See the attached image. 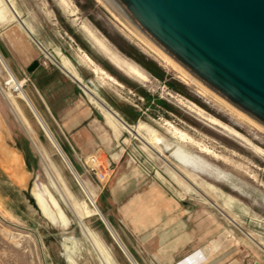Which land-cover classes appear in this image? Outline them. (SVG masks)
I'll return each mask as SVG.
<instances>
[{"label": "rangeland", "instance_id": "obj_1", "mask_svg": "<svg viewBox=\"0 0 264 264\" xmlns=\"http://www.w3.org/2000/svg\"><path fill=\"white\" fill-rule=\"evenodd\" d=\"M3 2L0 42L17 47L25 37L21 20L33 37L48 46L44 58L52 59L94 105L134 136L122 129L111 149L121 155L111 163L103 187L93 174L76 173L100 211L108 197L119 201L133 193V229L141 228L138 218L145 217V228L154 239L180 230L199 245L215 244L208 262L264 264V127L244 115L252 124L243 120L236 115L239 111L197 80L208 93L187 73L189 78L166 65L131 33L134 29L151 42L108 0ZM1 57L22 80L9 56ZM6 77L0 62V125L5 119L11 135L27 137L20 122L24 118L45 156L40 158L28 140L35 163L27 167L25 184L14 183L15 175L7 167V173L0 169V264H112L110 259L114 264H130L99 225L96 208L18 90L7 87ZM26 83L21 82L23 91ZM122 111L131 114L128 123L134 127L123 119ZM52 129L57 131L55 126ZM182 134L190 139H182ZM168 167L189 182L180 181ZM113 230L133 248L131 228ZM100 245L110 259L100 252Z\"/></svg>", "mask_w": 264, "mask_h": 264}, {"label": "crops", "instance_id": "obj_2", "mask_svg": "<svg viewBox=\"0 0 264 264\" xmlns=\"http://www.w3.org/2000/svg\"><path fill=\"white\" fill-rule=\"evenodd\" d=\"M0 1L6 8L3 0ZM9 17L10 12L5 19L9 20ZM21 29L23 30L25 37H23L21 42H18L17 47L11 45L12 43L9 42H0V56L1 54L2 56H9L11 66L17 69V71H19V73L23 76L22 80L18 79L19 82L23 83L24 81H27V89H24L23 91L25 97L19 93L20 97L31 113L34 115L29 103L44 122L45 126L60 148L61 154L59 149H57L58 147L55 146L45 134L34 115L41 130L49 139L60 158H62V156L63 158L65 157L71 164L75 173H77L78 170H84L81 159L92 152H96L98 156L103 155L110 162V164L116 162L120 157L121 152H111V149L120 138L122 129L126 130L131 136H133L131 131L117 123L104 110L94 105L86 93L82 91L83 89L78 85V83L64 70H62L52 59L47 57L52 62L47 61L44 58L47 55L42 48L29 36L24 28L21 27ZM41 45L49 51L47 49V45L46 47L43 44ZM53 57L61 65L75 72L67 63L58 60L55 56ZM32 60H36L37 63L29 70L27 67ZM0 62L6 71V81L9 80L10 76L15 77L2 57H0ZM81 81L83 84L87 83L90 85L89 82L84 83L82 79ZM7 87L11 88V86ZM3 93L5 96L10 95L9 91H4ZM15 107L18 108L17 106ZM113 110L115 111V109ZM47 121L50 123L49 125ZM20 122L28 135L27 137H23H25L27 141L30 140L33 143L40 158H43L45 156V152L41 146L37 144V140L32 134L31 126L24 118ZM127 124L134 127V125H131L128 122ZM54 126L57 129L56 132L52 129ZM0 129L2 134V143H0V169L4 173H7L4 169V167H7V170L15 175L14 178L16 182L14 183L25 184L29 170L24 160L23 151L16 147L15 142L17 138H15V135H11L8 121L6 122L5 119H3V124L0 125ZM31 186L32 181L29 188H31ZM100 186L103 187L104 183H100ZM34 200L38 206L37 200L35 198ZM93 202L95 203V201ZM101 211L104 212L105 217ZM101 211L100 213L107 222L111 231L106 227L102 219L97 214L99 225L104 227V232H108L116 246L125 255L130 264H132V262L128 259L123 249L133 260V264H214L213 260L209 262L207 260V255L216 248L215 244L208 245L211 242L199 245L198 241L193 238L191 239L189 236L187 237L185 231L180 230H178L177 233L169 232V234L165 237L161 235V237L157 236L160 237L159 239H154L155 236L152 234V231L145 228V217L142 219L138 218V220L141 221V228L133 229V193L125 196L124 199L119 201L115 200L114 197H108L107 203L103 205V209ZM117 226H123L128 230L131 228L129 233L133 236V248L124 241L120 234L117 235L115 233L113 229H116ZM119 244L123 247V249ZM99 248L100 252H102L105 257L110 259L105 248L101 245ZM110 262L114 264L111 259ZM255 262L254 264H258ZM226 264H233V262H227Z\"/></svg>", "mask_w": 264, "mask_h": 264}, {"label": "water", "instance_id": "obj_3", "mask_svg": "<svg viewBox=\"0 0 264 264\" xmlns=\"http://www.w3.org/2000/svg\"><path fill=\"white\" fill-rule=\"evenodd\" d=\"M108 1L172 62L264 126V0ZM36 63L32 60L27 69ZM29 105L45 134L58 147ZM66 166L77 180L68 161ZM96 210L110 230L98 207Z\"/></svg>", "mask_w": 264, "mask_h": 264}, {"label": "bare ground", "instance_id": "obj_4", "mask_svg": "<svg viewBox=\"0 0 264 264\" xmlns=\"http://www.w3.org/2000/svg\"><path fill=\"white\" fill-rule=\"evenodd\" d=\"M18 24L22 27V28H24L25 29V31L30 35V36H32V34L27 30V27L23 24V22L21 21V20H19V22H18ZM133 32H131V33H135L134 35H136V37L138 36L141 40H142V42H145L146 43V45H147V47L149 46L150 48H151V50L152 51H154V53H156V55H157V57L159 56V58L166 64V65H169L170 67H172V68H174V69H176L178 72H180L182 75H184V77H187V78H189V74L187 73V72H185L183 69V71L185 72H182V70L179 68V66H175L176 64L174 63V62H172L159 48H157L154 44H152L151 42H148L142 35H140V34H138L134 29L132 30ZM33 37V36H32ZM143 37V38H142ZM36 39V38H35ZM145 39V40H144ZM37 40V39H36ZM152 46H151V45ZM41 45V44H40ZM154 47V48H153ZM41 48H43V46L41 45ZM43 51H44V48H43ZM159 51V52H158ZM170 60V61H169ZM173 63V64H172ZM189 75V76H187V74ZM192 76H190V78H189V80L190 81H192V82H194V83H196L198 86L201 84H198L195 80L196 79H194L193 77V79L191 78ZM6 84H7V86H13V89H17L18 90V92L23 96V97H25V95H24V92H23V90L21 89V87H20V84H21V82H19V80L18 79H16L15 77H13V76H10L9 77V80H7L6 82H5ZM201 86V85H200ZM202 87V86H201ZM205 87V86H204ZM200 89V88H199ZM202 89L206 92V93H208L207 92V89H205V88H203L202 87ZM209 90V89H208ZM214 94V93H213ZM218 97V96H217ZM218 99V98H217ZM221 99V98H220ZM225 102V101H224ZM228 104V103H227ZM226 106V105H225ZM231 106V105H230ZM228 108V107H227ZM234 108V107H233ZM230 110H231V108H230ZM232 112H234L233 110H232ZM237 112H238V110H237ZM118 113V112H117ZM234 113H236V112H234ZM240 114H242L241 112H239ZM240 114H238V113H236V115H238L239 117H242L243 118V120L245 119L247 122H249V123H251L249 120H247L246 118H244L243 117V115L244 114H242V116L240 115ZM245 116V115H244ZM245 117H247V116H245ZM248 119H249V117H247ZM211 120H214V119H211ZM251 121H252V119H250ZM254 121V120H253ZM257 123V122H256ZM252 124V123H251ZM259 124V123H258ZM254 125V124H253ZM260 125V124H259ZM262 126V125H261ZM264 127V126H263ZM259 128V127H258ZM263 130V129H262ZM181 138L182 139H190V137L189 136H187V134H182L181 135ZM57 148V147H56ZM205 149H207L206 148V146L204 147ZM57 149H59V148H57ZM59 152H60V150H59ZM60 154H61V152H60ZM62 156V155H61ZM62 158H63V156H62ZM63 160L65 161V162H67V159L64 157L63 158ZM168 169H169V171L170 172H173L174 174H177L176 176H177V178L180 180V181H182V182H184V183H188L189 182V180L186 178V176L183 174V173H180V172H178V171H175V170H173L171 167H168ZM27 176H28V173H27ZM76 177H77V181H78V183L80 184V186L82 187V189L84 190V192L86 193V195H87V197L89 198V200H90V202L94 205V207L96 208L97 206L95 205V203L93 202L94 200L90 197V195H89V193H88V191L84 188V186H83V184H82V182L80 181V179L78 178V175H76Z\"/></svg>", "mask_w": 264, "mask_h": 264}, {"label": "built area", "instance_id": "obj_5", "mask_svg": "<svg viewBox=\"0 0 264 264\" xmlns=\"http://www.w3.org/2000/svg\"><path fill=\"white\" fill-rule=\"evenodd\" d=\"M81 163L83 165L84 170L88 173L93 174V176L98 182L106 180V177H108L111 171L110 162L106 158L104 159V161H100L96 152L87 154L81 159Z\"/></svg>", "mask_w": 264, "mask_h": 264}, {"label": "trees", "instance_id": "obj_6", "mask_svg": "<svg viewBox=\"0 0 264 264\" xmlns=\"http://www.w3.org/2000/svg\"><path fill=\"white\" fill-rule=\"evenodd\" d=\"M150 62H151V64L153 63V61H150ZM153 65H155V64H153ZM122 115H123V118L127 122H132L133 117L131 118V116H129L131 114H129L126 111H122ZM132 115H133V112H132ZM15 145H16V147H18L19 149H21L23 151V156H24L26 166L28 168L34 167L35 155L32 154V152L28 146L27 139L23 136H20L16 139Z\"/></svg>", "mask_w": 264, "mask_h": 264}]
</instances>
